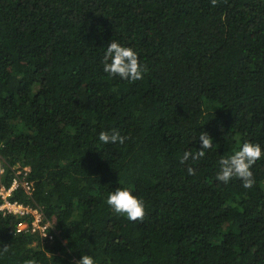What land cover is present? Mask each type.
Here are the masks:
<instances>
[{
	"label": "trees",
	"instance_id": "1",
	"mask_svg": "<svg viewBox=\"0 0 264 264\" xmlns=\"http://www.w3.org/2000/svg\"><path fill=\"white\" fill-rule=\"evenodd\" d=\"M111 41L137 53L141 80L103 71ZM202 132L213 147L181 163ZM245 142L264 153V0H0V185L28 168L32 193L11 200L54 234L0 215V264H264V155L253 188L216 180ZM117 188L142 221L109 208Z\"/></svg>",
	"mask_w": 264,
	"mask_h": 264
},
{
	"label": "clouds",
	"instance_id": "2",
	"mask_svg": "<svg viewBox=\"0 0 264 264\" xmlns=\"http://www.w3.org/2000/svg\"><path fill=\"white\" fill-rule=\"evenodd\" d=\"M213 7L216 6L217 0H210ZM103 71L109 77H119L129 82H135L143 78L147 68L141 66L137 53L130 47H123L116 41H111L107 47L103 57ZM126 137L120 135L118 131L100 132L99 141L103 144L125 142ZM201 141L200 149L195 153L185 151L181 160L184 163L191 158L199 160L205 156V150L213 147V141L207 132L199 135ZM264 155L261 146L250 142H245L242 147L228 157H221L218 161L220 170L216 176V180L227 184L231 179L238 178L242 181L244 189H251L255 184L251 168ZM188 174H193V169H187ZM106 204L116 214L125 216L129 221H142L145 216V207L143 202L135 197L129 190L117 188L110 192L106 199ZM9 246L0 248V253H6ZM24 264H37L34 259H28ZM74 264H96L92 256L82 255Z\"/></svg>",
	"mask_w": 264,
	"mask_h": 264
},
{
	"label": "built area",
	"instance_id": "3",
	"mask_svg": "<svg viewBox=\"0 0 264 264\" xmlns=\"http://www.w3.org/2000/svg\"><path fill=\"white\" fill-rule=\"evenodd\" d=\"M28 172V168L24 172H18L9 187L0 185V215H15L21 219L16 226L18 234L38 235L53 241V221L46 218L40 207L11 200L17 189L22 188L27 194L32 193L34 187L33 183L27 180Z\"/></svg>",
	"mask_w": 264,
	"mask_h": 264
}]
</instances>
